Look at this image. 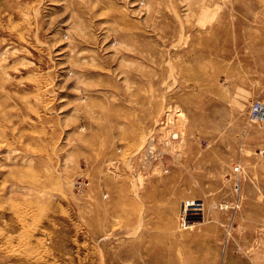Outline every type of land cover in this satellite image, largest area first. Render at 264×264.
I'll use <instances>...</instances> for the list:
<instances>
[{
    "label": "rangeland",
    "instance_id": "1",
    "mask_svg": "<svg viewBox=\"0 0 264 264\" xmlns=\"http://www.w3.org/2000/svg\"><path fill=\"white\" fill-rule=\"evenodd\" d=\"M256 102L264 0H0V264H264Z\"/></svg>",
    "mask_w": 264,
    "mask_h": 264
},
{
    "label": "built area",
    "instance_id": "2",
    "mask_svg": "<svg viewBox=\"0 0 264 264\" xmlns=\"http://www.w3.org/2000/svg\"><path fill=\"white\" fill-rule=\"evenodd\" d=\"M248 120L251 123H254L255 121L264 123V104L256 102L249 113ZM192 212H203V204H196L194 200L182 203L180 211L181 228H187L191 225V223L187 220V217Z\"/></svg>",
    "mask_w": 264,
    "mask_h": 264
},
{
    "label": "bare ground",
    "instance_id": "3",
    "mask_svg": "<svg viewBox=\"0 0 264 264\" xmlns=\"http://www.w3.org/2000/svg\"><path fill=\"white\" fill-rule=\"evenodd\" d=\"M6 46V45H5ZM7 50H9V49H6L5 50V52L7 51ZM8 52V51H7ZM22 62V61H21ZM28 63V62H27ZM24 64V63H23ZM18 72V71H17ZM8 76V75H7ZM34 90L36 91V92H38V95L37 96H39V93L41 92L40 91V81H37L35 84H34ZM46 90V89H45ZM43 91V90H42ZM47 92V91H46ZM43 93H45L44 91H43ZM38 99H39V97H37ZM84 99V98H83ZM44 105V104H43ZM255 105V104H254ZM46 107H48V106H46ZM44 108V107H43ZM46 109H48V108H45V110ZM43 113H44V111H43ZM4 124V123H3ZM162 125V124H161ZM4 128V126L2 125V124H0V135L2 136L3 135V132H4V130H2ZM4 129H6V128H4ZM152 139V138H151ZM149 140V139H148ZM146 141V140H145ZM151 142H153V141H151ZM149 146H150V144H149ZM148 147V146H147ZM151 150V149H150ZM149 150V151H150ZM148 151V150H147ZM148 151V152H149ZM18 152V151H17ZM150 156V155H149ZM151 165V164H150ZM149 166V165H148ZM1 167V166H0ZM139 181V180H138Z\"/></svg>",
    "mask_w": 264,
    "mask_h": 264
}]
</instances>
